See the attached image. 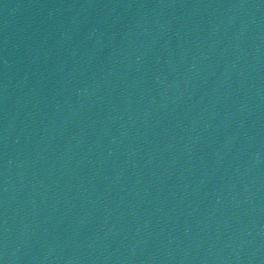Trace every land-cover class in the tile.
<instances>
[{
	"label": "water",
	"instance_id": "95a60500",
	"mask_svg": "<svg viewBox=\"0 0 264 264\" xmlns=\"http://www.w3.org/2000/svg\"><path fill=\"white\" fill-rule=\"evenodd\" d=\"M28 0H0V80Z\"/></svg>",
	"mask_w": 264,
	"mask_h": 264
}]
</instances>
